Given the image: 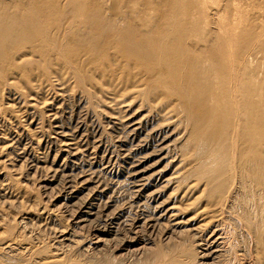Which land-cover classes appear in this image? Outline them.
Instances as JSON below:
<instances>
[{
  "label": "bare ground",
  "instance_id": "obj_1",
  "mask_svg": "<svg viewBox=\"0 0 264 264\" xmlns=\"http://www.w3.org/2000/svg\"><path fill=\"white\" fill-rule=\"evenodd\" d=\"M258 2L264 4V0H0V99L7 94L17 108L0 110V121L14 124L32 139L34 134L16 118L12 120L11 112L24 117L28 111L52 121L47 125H53L54 136L50 135L58 140V152L70 157L77 168L75 173L61 166L42 169L31 151L15 147L19 135L12 134H16L12 126L10 135L3 132L9 137L0 149L5 164L0 166V190L21 197L6 186L12 182L4 172L13 161L8 149L15 150V160L25 157L27 168L40 170L39 188L51 200V180L61 178L56 193L66 200L61 211H69L70 230L59 236L67 240L65 236L77 229H97L122 216L121 208L106 211L108 199L97 203L109 183L102 175L116 156L123 163L122 183L131 200L142 196L157 203L170 191L155 203L153 214L151 209V214H144L142 222L153 230L165 220L169 234L180 232L171 242L170 235L169 244L159 251L187 252L185 257L168 260L162 253L167 257L163 264H249L250 247L257 253L264 241V55L262 59L260 55L264 14L251 12ZM71 99L94 128L100 129V118L107 120L116 135L115 146H101V131L95 144L84 148L81 137H75L82 118L77 129L70 128L73 131L59 124V106ZM38 106L42 113L37 114ZM99 152L110 155L107 162L97 160ZM75 199L78 202L73 203ZM176 201H188L185 209L193 210L191 216L180 217L185 209L177 208ZM25 215L17 217L19 222L31 220ZM12 231L11 227L4 230L5 237L0 233V264L49 262L38 257L39 262L26 263L23 250L29 246H22ZM103 243L97 236L92 240L96 247ZM147 245L143 243L128 257L146 260Z\"/></svg>",
  "mask_w": 264,
  "mask_h": 264
},
{
  "label": "rangeland",
  "instance_id": "obj_2",
  "mask_svg": "<svg viewBox=\"0 0 264 264\" xmlns=\"http://www.w3.org/2000/svg\"><path fill=\"white\" fill-rule=\"evenodd\" d=\"M251 12H261L262 14H264V4L261 5L260 2H258L257 4L255 5H252L251 7ZM261 59L263 58V55H264V51L262 50L261 53ZM25 91V90H24ZM24 95L25 94L27 95L28 93L25 91ZM31 91V92H30ZM29 93H32V90H30ZM3 93V95L1 96V99H0V110L4 111L5 109H9V110H16L17 108L15 107V105L13 103L10 102V99L11 97L8 96L7 94ZM7 95V96H6ZM4 96V97H3ZM9 97V98H8ZM127 97H124V99H126ZM27 99V98H26ZM2 100V101H1ZM70 100V99H69ZM70 103H67L68 105H65L63 103L60 104V113H59V124L65 129V130H69V131H73L71 129H75L76 126L78 125V121H82L83 119V124L80 128H78V131H75V137L76 139L81 137V139L79 140L80 143L83 145V147L85 148L88 144L89 146H87L86 148L89 149V147H91V145L93 146L95 143L94 141L99 137V133L101 131H103V134L102 135V138L101 139H104L102 140V142L100 143L102 147H106L108 144L110 145H116V135L115 133H113L109 126L110 124H108L106 119L104 118H100V129H97V128H94L90 123V119L89 118H85L83 116V114L81 115L82 111H81V107L80 105L78 104V102L75 100V99H71V101H68ZM2 103V104H1ZM8 106H7V104ZM73 104V105H72ZM6 105V106H5ZM10 105V106H9ZM12 105V106H11ZM68 106V107H67ZM71 106V107H70ZM4 109H3V108ZM7 107V108H6ZM13 107V108H12ZM39 107V106H38ZM62 107V108H61ZM264 106L261 107V109L263 110ZM70 109V110H69ZM39 112L37 114H39L43 108L40 106L39 109ZM65 112H64V111ZM108 109H105V112H107ZM73 114H71V113ZM109 112H111L109 110ZM8 114L10 112H7ZM13 114V117H12V120H16L19 122H21V126L23 125V127H26L27 128V131L29 130V132L31 134H34L32 135L34 139L32 138H29V136H27L29 133H20L16 126L11 125L10 124H7V123H4V121H0V125H3V127L1 126L0 127V149H1V146H3L5 144V141L6 139L9 137V136H4L3 135V132L4 134L6 135H10L11 132H13L14 129V132L16 131V134L12 133L13 135H19L17 136V139L16 141L18 140L17 142V145L15 144V147H17V149L19 148H23L25 149L27 152L31 151L30 154L33 155L35 157V159L37 161H39V166H41V168L43 169H51L52 167H59L61 166L62 168H64V170H71V168L73 169V173L77 172V168H74L72 167V163H71V158L70 157H67V155L65 153H62V152H58L59 151V143H58V140L55 141L53 140L54 138L52 136H54V134L52 133L53 132V128L51 126H53L51 124L50 125H47V124H50L52 121H47L40 118H38V116L40 115H29L28 111L27 112H23V114H25L26 116H24L26 119H24L23 115L22 116H19L17 117L18 115L16 114H19L20 115V112L18 113H14V112H11ZM10 113V114H11ZM42 113V112H41ZM63 113V114H62ZM80 113V114H79ZM262 113H264V110L262 111ZM10 116V114L8 115ZM43 115V114H42ZM73 117H72V116ZM28 116V117H27ZM62 116V117H61ZM72 118L69 119L70 117ZM67 117V118H66ZM16 118V119H15ZM36 120H34V119ZM79 118V119H78ZM82 118V119H81ZM22 119V120H21ZM24 119V120H23ZM29 119V120H28ZM68 119V120H67ZM75 119V120H74ZM78 119V120H77ZM86 119V120H85ZM103 119V120H102ZM26 120V121H25ZM34 120V122H33ZM43 121L41 123V121ZM62 120V121H61ZM70 120V121H69ZM77 120V121H76ZM40 121L39 125L37 124V122ZM64 121V122H63ZM69 121V122H68ZM102 121V122H101ZM19 122V124H20ZM33 122V123H32ZM49 122V123H47ZM62 122V123H61ZM87 122V123H86ZM3 123V124H2ZM28 123V124H27ZM30 123V124H29ZM89 123V124H88ZM105 123V124H104ZM27 124V125H26ZM63 124V125H62ZM77 124V125H76ZM86 124V125H85ZM88 124V125H87ZM108 124V125H107ZM25 125V126H24ZM37 125V128H35ZM69 125V126H68ZM75 125V127H74ZM91 125V126H90ZM6 126V127H5ZM10 126V127H9ZM14 128H13V127ZM42 126V127H41ZM50 126V127H49ZM69 127V128H68ZM88 127V128H87ZM102 127V128H101ZM13 128V130H12ZM40 128V129H39ZM71 128V129H70ZM76 128V129H77ZM92 128V129H91ZM3 129V130H2ZM20 129V128H19ZM35 131H34V130ZM38 129V131H36ZM97 129V130H96ZM104 129V130H103ZM8 130V131H7ZM40 130V132H39ZM84 130V131H83ZM87 130V132H86ZM96 130V131H95ZM18 131V132H17ZM21 131V130H20ZM42 131V133H41ZM43 131L45 133H43ZM93 131V132H92ZM38 132V133H37ZM90 132V133H89ZM9 133V134H8ZM20 133V134H19ZM36 133V134H35ZM83 133V134H82ZM95 133V135H94ZM106 133V134H105ZM48 134L51 136H49L48 138ZM4 138H3V136ZM43 135V136H42ZM47 137H45V136ZM81 135V136H80ZM107 137H106V136ZM84 136V137H83ZM93 136V137H92ZM19 137V138H18ZM36 137V139H35ZM86 140H84V139ZM89 138V139H88ZM100 138V137H99ZM109 140H108V139ZM38 139V140H37ZM88 139V140H87ZM112 142H111V140ZM47 140V142H46ZM4 141V142H3ZM52 141L54 143H52ZM89 143H86L88 142ZM109 142V143H106ZM111 142V143H110ZM49 143V144H48ZM113 143V144H112ZM57 144V145H56ZM105 144V145H104ZM85 145V146H84ZM114 145V146H115ZM126 145V144H125ZM38 146V148H37ZM49 146V147H48ZM57 146V147H56ZM124 147V146H123ZM113 149V147H111ZM115 148V147H114ZM16 149V148H15ZM16 149V151H17ZM56 149V150H55ZM36 150V151H35ZM103 150V149H102ZM101 150V151H102ZM114 150V149H113ZM9 151V152H8ZM15 150H11V149H8L7 152H8V155H10L11 153V156H8V158L10 159H13L12 163H10L13 167H9L7 168L6 166L4 167V172L6 173L7 177L10 178L12 180L11 184H6V186L8 187L9 185L12 186H9V188H11V190H13V188L15 189L14 190V193H18L19 196L21 195V197L19 199H16L15 197L11 196L9 193H6L2 190H0V233H2L4 235V230H6L8 227H11L13 229L12 231V236L14 237L15 235V238L19 241L18 238H20V243L22 246H29L27 249L25 250H18V251H22L24 253V258L23 260L26 261V258L27 262L31 263L32 261L35 262H39V261H42L43 257H44V261L47 262V260L52 264H99V263H95L97 262L98 260L102 261L103 263L102 264H163L165 263L167 260L166 258L168 257V260H172L171 258L172 257H177L175 259L178 260V256H179V260L180 258H182V256L185 257L186 253L187 252H183L181 253V255H179V253H174L173 250L171 251V253H169V251L166 253H164L167 257L165 258V255L162 256V253L159 251L160 248H163L165 246H167L169 244V238H170V235L171 236V241H174V236L178 235V233L180 232H175V234L173 235L172 234H169V229H170V226L168 224V222H166L165 220H161L159 221V225L157 224L155 226V229H150V228H144L143 225H142V222H143V216L144 214H152L154 213V206L160 202L162 199H164L166 197V195L170 192L168 191L164 196L163 194L165 193V191H167L168 189H166L163 193H161V199L158 200V202L155 204L153 202L152 199H144V197L142 196H139L137 197L136 199L134 198L133 200H131L129 197L131 196V192L127 190H129L128 188H126V186L123 185V181L125 180L124 178V171L123 170V163L121 161L120 158L116 157V156H113L111 162H110V166L108 167V169L110 170H106L102 175V177H104L103 180H106L105 182H107V180L109 181V183H107V186L105 188V191L103 194H101L98 199H97V203L100 202V204L102 205L103 202H105V200L108 199V201L110 202L109 205H108V208H107V212H110L112 211V209H120L121 210V215L122 216H119L117 218V220H114L111 222V224H107V226H100L98 227L97 229H94L92 227H85V228H82L81 230L80 229H77V231H75L74 233L76 234V236L74 237V233H73V237L72 236H69L66 235L65 238L67 240H62L63 237L59 236V235H65L66 232L68 231L67 229L70 230V226H69V222L70 220H67V219H70V218H66V217H69L68 215V212L64 211L62 209L61 211V208L62 206L64 205V203L66 202V200L64 198H62V195H60L61 197H59L57 195V190H59V188L62 186V181H61V178L59 177H54L52 180H51V184L49 185L50 186V189H49V195L51 194L52 195V201L51 200V197L49 198L48 197V194H43L42 193V190L39 188V182L38 180H40V176H41V173H40V170L36 169L35 167H28L26 166V161H25V157H22V158H17V160H15V156H14V152ZM39 151V152H38ZM56 151V153L54 152ZM58 152V153H57ZM114 152V151H113ZM7 154V153H6ZM58 154V155H57ZM114 154V153H113ZM61 155V156H59ZM104 155V156H103ZM115 155V154H114ZM4 156V153H1L0 154V160H3V157ZM14 158H13V157ZM38 156V157H36ZM40 156V157H39ZM81 157V156H80ZM110 157V155L107 153V152H99L98 154V158L97 160H100L102 162H107L106 160H108ZM25 158V159H24ZM83 158V157H82ZM80 158V161L81 163H84V160ZM42 159V160H41ZM63 159V160H62ZM117 159V160H116ZM119 159V160H118ZM68 160V161H67ZM83 160V161H82ZM115 160V162H114ZM17 161V162H16ZM51 162V163H50ZM67 162V163H65ZM61 163V164H60ZM127 163V162H126ZM4 164V162L0 161V166L2 167ZM52 164V165H51ZM113 164V165H112ZM5 165V164H4ZM85 165V164H84ZM119 165V166H118ZM0 167V168H1ZM66 167V168H65ZM69 167V168H67ZM35 169V170H34ZM45 169V170H46ZM121 169V170H120ZM108 171V172H107ZM107 173V174H106ZM31 175V176H30ZM107 177H106V176ZM17 177V178H16ZM57 178V179H56ZM59 179V180H58ZM113 179V180H112ZM112 180V181H111ZM114 181V182H113ZM0 182H1V178H0ZM117 182V183H116ZM10 183V182H9ZM116 183V184H115ZM121 183V184H120ZM2 184V183H0ZM4 184V183H3ZM38 184V185H37ZM111 185V186H110ZM114 185V186H113ZM121 187H120V186ZM123 185V186H122ZM15 186V187H13ZM53 187V188H51ZM3 188V186L1 187ZM122 188V189H121ZM19 189V190H18ZM123 190V191H121ZM125 190V191H124ZM16 191V192H15ZM16 193V194H17ZM84 193H87V191L83 192L79 198L83 197ZM126 193V194H125ZM128 193V194H127ZM130 194V195H129ZM11 196V197H10ZM110 196V197H109ZM128 196V197H127ZM55 200H54V198ZM100 199V200H99ZM139 199V201H138ZM192 199V198H191ZM190 199V200H191ZM190 200L189 203H190ZM64 201V202H63ZM78 202V200H73V203ZM130 201V202H129ZM187 201V202H188ZM192 201V200H191ZM11 202V203H10ZM138 202V203H137ZM178 201H176L175 205L177 208H182L184 207V209L186 208V204L188 206V203L186 201V203L184 202H181L180 204V201L179 203H177ZM53 203V204H52ZM115 203V204H114ZM122 203V205H121ZM124 203V204H123ZM137 203V204H135ZM99 204V205H100ZM112 204V205H111ZM119 204V205H117ZM140 204V205H138ZM150 204V205H149ZM133 205V206H132ZM178 205V206H177ZM183 205V206H182ZM132 206V207H131ZM138 206V208L136 207ZM149 206V207H148ZM180 206V207H179ZM42 207V208H41ZM57 207V208H56ZM119 207V208H118ZM148 209H147V208ZM189 207V206H188ZM50 208V209H49ZM52 208V209H51ZM123 208V209H122ZM140 208V209H139ZM26 209V210H25ZM30 209V210H29ZM32 209V210H31ZM152 211H151V210ZM183 209V210H184ZM187 209V208H186ZM184 210V214L181 212L180 213V217H188V216H191V211H193L192 209L191 210ZM58 210V211H57ZM139 210V211H138ZM27 211V212H26ZM123 211V212H122ZM128 211V212H127ZM143 213H142V212ZM151 211V212H150ZM45 212V213H44ZM134 212V213H133ZM146 212V213H145ZM43 213V214H42ZM129 213V214H128ZM137 213V214H136ZM25 214H28L31 216V220H27L25 221V224L24 223V220H22V222L20 221L19 222V218H21L22 216H26ZM34 216H33V215ZM54 214V216H53ZM60 214V215H59ZM141 214V215H140ZM18 215V216H17ZM38 217H37V216ZM43 216V221H42V216ZM47 215V217H46ZM52 215V216H51ZM182 215V216H181ZM53 217V219L51 217ZM58 216V217H57ZM134 216V217H133ZM18 217V219H17ZM49 217V218H48ZM132 217V218H131ZM41 218V219H40ZM57 218V219H56ZM124 218V219H123ZM127 221H126V219ZM135 218L134 222H133V219ZM37 219V220H36ZM59 219V220H58ZM130 219V220H129ZM41 220V221H40ZM45 220V221H44ZM66 220V221H65ZM139 220V221H138ZM53 221V222H52ZM59 221V222H58ZM122 221V223H121ZM126 221V222H125ZM141 221V222H140ZM18 222V224H17ZM131 222V223H130ZM165 222V223H163ZM48 223V224H47ZM129 223V224H127ZM21 224V225H19ZM25 224V225H24ZM115 224V225H114ZM131 224V225H130ZM134 224V225H133ZM23 225V226H22ZM66 225V226H65ZM118 225V226H117ZM121 225V226H119ZM139 225V226H138ZM185 225V224H184ZM21 226V227H20ZM64 226V228L62 227ZM68 226V227H67ZM125 230H123V227ZM129 226L131 228H129ZM134 228H133V227ZM136 226V227H135ZM142 226V227H141ZM2 227V228H1ZM4 227V228H3ZM25 227V228H24ZM112 227V228H111ZM117 227V228H116ZM121 227V229H120ZM21 228V229H19ZM23 228V230H22ZM34 228V229H33ZM59 228V229H58ZM62 228V230H61ZM67 228V229H66ZM92 228V229H91ZM129 228V229H128ZM138 228V229H136ZM163 228V229H162ZM64 229V230H63ZM87 229V230H86ZM106 231H104V230ZM118 229V233L116 232ZM184 228H181V231H183ZM21 230V231H20ZM33 230V231H32ZM59 230V232H57ZM60 230H61V233H60ZM101 230V231H100ZM112 230V231H111ZM123 230V231H122ZM129 230V231H127ZM135 230V231H134ZM138 230V231H137ZM144 230V231H143ZM65 231V232H64ZM134 231V232H133ZM148 231V232H147ZM180 231V230H179ZM31 232V233H30ZM63 232V233H62ZM17 233V234H16ZM21 233V234H20ZM60 233V234H59ZM114 233V234H113ZM118 235H116V234ZM141 233V234H140ZM106 234V235H105ZM140 234V235H139ZM1 235V237H5L6 236V233L5 235L3 236ZM19 235V236H18ZM21 235V237H20ZM101 235V236H100ZM105 235V236H104ZM135 235V236H134ZM169 235V236H168ZM92 236H97L99 238H102V240L104 241L103 243V246H94L92 244V240L95 238V237H92ZM116 236V237H115ZM125 236V237H124ZM127 236V237H126ZM71 237V239H70ZM136 237V238H135ZM169 237V238H168ZM61 238V239H60ZM64 238V239H65ZM132 238V239H131ZM148 238V239H147ZM25 239V240H24ZM58 239V241H57ZM75 241L73 242L72 241ZM78 239V240H77ZM108 239V240H107ZM55 240V241H54ZM71 240V241H70ZM130 240V241H129ZM147 240V241H146ZM162 240V241H161ZM24 241V242H23ZM69 241V242H67ZM128 241V242H126ZM55 242V243H54ZM59 242V243H57ZM73 242V243H72ZM90 242V243H89ZM106 242V243H105ZM119 242V243H118ZM1 243V242H0ZM66 243V244H65ZM73 244V245H70V244ZM143 243H148V245L146 246L148 251L150 252H145L147 255V259L146 260H143V258H137V259H133L132 257H128L131 255V253H133L137 248H139L140 246H142ZM166 243H168L166 245ZM32 246H31V245ZM59 244V245H58ZM65 244L64 246L61 245ZM135 244V245H133ZM67 245V246H66ZM124 247H123V246ZM56 247V249H54ZM59 246V247H58ZM87 247L89 246L88 248H85L86 249V252L82 250V248L84 247ZM261 247L258 249L260 250L259 252L257 251V253L254 252L253 254V250H252V246L250 247L251 248V251H252V254H251V260L247 259L246 258V261L248 260L249 264H264V241L263 243L260 245ZM62 247V248H60ZM64 247V248H63ZM96 247V248H95ZM121 247V248H120ZM136 247V248H135ZM57 248L60 250H57ZM126 248V249H125ZM129 248V249H128ZM249 248V246H248ZM247 248V250H248ZM263 248V249H262ZM30 249H33L35 252L38 251L36 254L34 255H37L38 256H34L33 253H35L33 250H30ZM36 249V250H35ZM64 249V250H63ZM67 249V250H66ZM121 249V250H120ZM132 249V250H130ZM57 250V251H56ZM129 250V252H127ZM134 250V251H133ZM250 250V249H249ZM30 251H33L32 252V256L31 255V252ZM40 251V252H39ZM57 252V253H53V252ZM61 251V252H60ZM66 251V252H65ZM131 251V252H130ZM158 251V252H157ZM26 252V253H25ZM60 252V253H59ZM88 252V253H87ZM158 253L157 255H159L160 257H158L156 254ZM160 252V254H159ZM174 254H173V253ZM193 252V251H192ZM261 252V254H259ZM18 253V252H17ZM22 253V254H23ZM59 253V254H58ZM62 253V254H61ZM169 253V254H168ZM189 253H191L189 251ZM21 252L19 254H17L18 256H21L22 255ZM27 254L28 256L30 257H27ZM30 254V255H29ZM52 254V255H50ZM56 254V255H55ZM153 254V255H152ZM171 254V255H170ZM256 254V255H255ZM258 254V255H257ZM263 254V256H262ZM26 255V257H25ZM40 255V256H39ZM50 255V256H49ZM126 255V256H125ZM170 255V256H168ZM175 255V256H174ZM261 255V257L259 256ZM23 256V255H22ZM22 256H21V259H22ZM42 256V258H41ZM54 256V257H53ZM116 256V257H115ZM121 256V257H120ZM156 258L153 259L152 258ZM156 256V257H155ZM258 256V257H257ZM40 259H39V258ZM50 257V258H49ZM53 257V258H52ZM146 257V256H145ZM150 257V258H149ZM158 257V258H157ZM170 257V258H169ZM255 257V258H254ZM34 260H32V259ZM38 258V259H36ZM48 258V259H46ZM125 258V259H124ZM152 258V259H151ZM165 258V259H164ZM53 259V260H52ZM122 260L125 261V262H119V260ZM129 259V260H128ZM150 259V260H148ZM257 259V260H255ZM260 259V260H259ZM22 260V261H23ZM31 260V261H30ZM52 260V261H51ZM56 260V261H55ZM138 260V261H137ZM166 260V261H165ZM23 261V262H25ZM153 261V262H152ZM155 261V262H154ZM32 262V263H33ZM45 262V263H46ZM49 262H47L46 264H50ZM59 262V263H58ZM119 262V263H118ZM137 262V263H136ZM237 262V261H236ZM253 262V263H252ZM255 262V263H254ZM259 262V263H258ZM240 262H238L239 264Z\"/></svg>",
  "mask_w": 264,
  "mask_h": 264
}]
</instances>
